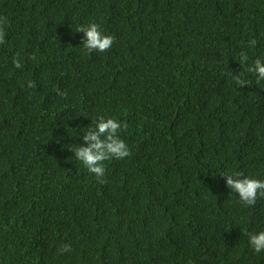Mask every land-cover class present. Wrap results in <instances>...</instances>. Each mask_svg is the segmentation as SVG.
Returning <instances> with one entry per match:
<instances>
[{
    "label": "trees",
    "instance_id": "1",
    "mask_svg": "<svg viewBox=\"0 0 264 264\" xmlns=\"http://www.w3.org/2000/svg\"><path fill=\"white\" fill-rule=\"evenodd\" d=\"M0 18V264H264V197L224 176L264 180V0H0ZM101 116L130 151L103 183L72 150Z\"/></svg>",
    "mask_w": 264,
    "mask_h": 264
},
{
    "label": "clouds",
    "instance_id": "2",
    "mask_svg": "<svg viewBox=\"0 0 264 264\" xmlns=\"http://www.w3.org/2000/svg\"><path fill=\"white\" fill-rule=\"evenodd\" d=\"M3 23L5 21L0 18V25H3ZM76 32L84 33L85 39L82 44L89 52H106L112 47L114 42V37L103 34L99 25L95 23L81 26L77 28ZM2 43H4V31L0 27V44ZM253 43L255 42L253 41ZM242 57L246 59L243 54ZM13 64L16 68L22 66L16 58L13 59ZM250 71L256 74L258 80L264 79V63H261L260 59L255 60ZM28 86L34 87V84L30 81ZM61 95L66 96L67 94L61 93ZM94 123L95 127L87 130L83 136L87 147H75L72 150L75 152V158L90 173L95 174L96 179L100 183H103L104 180L101 179L105 173L103 162L112 158L124 159L130 155L127 144L118 136V133L127 126L113 118L105 119L103 116L99 117ZM224 176L227 177V185L231 191L239 194V200L243 205L252 206L256 203L258 196L264 197V180L247 178L239 172L225 174ZM249 245L255 253L264 251V231L249 234ZM69 250L70 246L68 245L61 247L62 252Z\"/></svg>",
    "mask_w": 264,
    "mask_h": 264
}]
</instances>
